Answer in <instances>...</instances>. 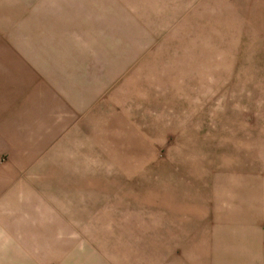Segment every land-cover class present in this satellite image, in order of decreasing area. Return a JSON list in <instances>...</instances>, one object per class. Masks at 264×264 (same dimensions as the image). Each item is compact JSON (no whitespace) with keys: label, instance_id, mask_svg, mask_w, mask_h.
<instances>
[{"label":"rangeland","instance_id":"rangeland-1","mask_svg":"<svg viewBox=\"0 0 264 264\" xmlns=\"http://www.w3.org/2000/svg\"><path fill=\"white\" fill-rule=\"evenodd\" d=\"M65 1L69 20L101 25L84 45L36 52L51 64L41 70L97 98L62 140L72 162L33 138L22 141L25 166L0 149V171L80 176L47 177L48 202L74 224L75 250L108 264H264V0H90L91 12ZM2 55L0 128L3 92L36 85L9 83L18 68ZM68 181L74 190L57 191Z\"/></svg>","mask_w":264,"mask_h":264},{"label":"crops","instance_id":"crops-1","mask_svg":"<svg viewBox=\"0 0 264 264\" xmlns=\"http://www.w3.org/2000/svg\"><path fill=\"white\" fill-rule=\"evenodd\" d=\"M42 1H35L34 6H31L26 0H0V36L4 39L0 47L4 57L2 64L18 68L7 71L8 82H11L14 75L19 83H25L26 88L31 87L30 81L36 83L33 90H18L13 96L10 91L3 92L0 149L2 153L9 154L13 162L24 166L30 160L22 141L33 138L45 141L51 139L57 148H66L67 156L62 158V155H58L57 161L61 157L67 160L65 162H72L70 147L73 145L62 140L71 131V122L75 116L90 113L92 101L97 98V94L91 93L89 85L85 88L81 84L73 85L46 75L41 67L51 64L42 63V53L36 52L48 51L47 47H54V44H58L59 49H63V46L66 49L72 44L84 45V42H78L79 37L84 36L86 29L91 26L96 28L101 24L90 17L85 20L83 17L69 20V4L65 0ZM103 2L105 4L106 0ZM90 3L87 0V11L91 12ZM49 8L50 13L47 11ZM103 23L105 29L106 23ZM58 33L63 35L62 38ZM45 56L48 57L47 54ZM11 98L15 99V105L7 106ZM11 114L18 115L14 121L19 123V131L11 127ZM31 124L39 128H28ZM11 160L7 163H12ZM47 177L59 179L57 182L80 178L68 168H58L51 172L40 170L32 178L20 170L0 171V264H108L105 257L104 260H100L99 255L92 257L96 255L95 252L92 255L90 252L75 250L76 236L70 234L74 224L67 222L68 216L58 203L55 205L48 202L47 196L52 192L46 186L49 182L46 181ZM74 183H62L57 186V191L74 190ZM45 197L50 204L44 202ZM117 262L122 264L121 256Z\"/></svg>","mask_w":264,"mask_h":264}]
</instances>
